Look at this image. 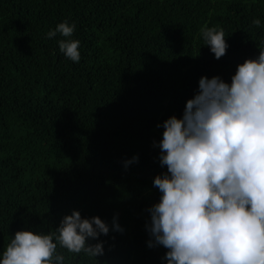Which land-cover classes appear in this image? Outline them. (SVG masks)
Segmentation results:
<instances>
[{
	"label": "trees",
	"instance_id": "16d2710c",
	"mask_svg": "<svg viewBox=\"0 0 264 264\" xmlns=\"http://www.w3.org/2000/svg\"><path fill=\"white\" fill-rule=\"evenodd\" d=\"M65 21L73 35L49 39ZM205 25L225 32L219 60ZM65 39L80 41L78 63ZM262 48L264 0H0V258L18 231L51 234L79 211L109 226L87 241L104 255L58 245L64 264H168L147 227L167 173L162 125L202 77L231 84Z\"/></svg>",
	"mask_w": 264,
	"mask_h": 264
},
{
	"label": "clouds",
	"instance_id": "9594fccd",
	"mask_svg": "<svg viewBox=\"0 0 264 264\" xmlns=\"http://www.w3.org/2000/svg\"><path fill=\"white\" fill-rule=\"evenodd\" d=\"M74 29L65 21L47 36L70 38ZM201 32L216 59L223 57L229 47L224 30L205 25ZM79 47L78 40L59 42L60 51L77 63ZM162 127L158 147L167 173L154 179L162 196L148 210V246L168 249V264H264V48L238 65L231 84L202 77L183 118L173 116ZM114 228L123 231L115 220ZM109 231L99 217L83 219L73 211L54 233L18 231L0 264H64L58 245L96 258L104 255L103 242L87 241Z\"/></svg>",
	"mask_w": 264,
	"mask_h": 264
}]
</instances>
